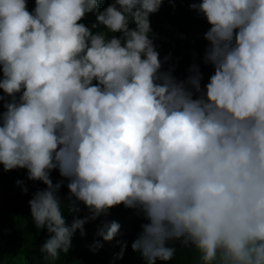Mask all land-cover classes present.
<instances>
[{
	"label": "clouds",
	"instance_id": "1",
	"mask_svg": "<svg viewBox=\"0 0 264 264\" xmlns=\"http://www.w3.org/2000/svg\"><path fill=\"white\" fill-rule=\"evenodd\" d=\"M100 2L35 0L30 12L28 0H0V90L11 98L0 165L47 186L28 202L49 234L42 260L56 264L77 230L123 204L147 221L131 244L146 264L172 260L173 240L198 264H264V0L190 4L210 25L203 88L198 70L187 81L161 70L150 15L165 0ZM53 170L68 180L69 210L78 201L88 215L66 222ZM120 229L102 223L95 235L110 242Z\"/></svg>",
	"mask_w": 264,
	"mask_h": 264
},
{
	"label": "trees",
	"instance_id": "2",
	"mask_svg": "<svg viewBox=\"0 0 264 264\" xmlns=\"http://www.w3.org/2000/svg\"><path fill=\"white\" fill-rule=\"evenodd\" d=\"M111 2L112 0H102L99 8L103 10ZM193 2L199 3L200 0H174L172 4L165 0L159 11L150 15L152 31L149 37L159 53L162 71L172 70L177 80L187 81L196 75L198 70L201 76L200 86L203 88L214 74V67L204 60L206 49L209 47L204 34L210 25L203 14L190 8ZM34 7L35 0H28V11H33ZM95 19V15L90 13L81 22L91 27ZM188 87L195 94V88L191 85ZM0 95H4V101H0V111H4L3 103L9 102L11 98L5 95L3 90H0ZM19 95L17 94V99ZM50 178L54 184H62L57 195L61 200L62 213L67 223L70 224L74 217L83 218L89 214L88 209L78 201L76 206L80 211L69 210L73 207L72 201L75 198H70L68 180L61 177L58 170H53ZM17 181L22 183L17 184ZM25 187L28 189L27 193L23 191ZM46 187L41 181L29 180L27 169L4 171L0 165V264H46L39 248L49 234L46 229H36L28 203L36 191ZM112 221L121 224L120 233L112 241L104 242L101 237L95 235L97 227ZM144 223H147L146 219L142 213L138 214L136 209L125 208L123 204L113 207L107 216L85 224V236L81 237L77 230L69 253H61V260L56 264H146L141 254L134 252L131 247ZM94 239L103 244L95 253L89 248ZM125 242L127 246L120 258L119 254ZM168 246L177 249L174 258L169 261L157 259L155 264H198V255L192 245L184 246L182 240H173L168 242Z\"/></svg>",
	"mask_w": 264,
	"mask_h": 264
}]
</instances>
